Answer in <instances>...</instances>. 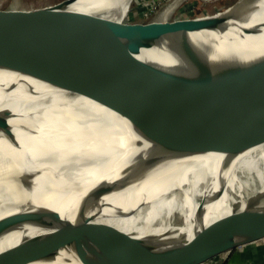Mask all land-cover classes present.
<instances>
[{
    "label": "bare ground",
    "instance_id": "1",
    "mask_svg": "<svg viewBox=\"0 0 264 264\" xmlns=\"http://www.w3.org/2000/svg\"><path fill=\"white\" fill-rule=\"evenodd\" d=\"M130 3L75 0L66 8L121 20ZM240 9L250 10L236 15L231 9L234 15L226 30L191 32L190 40L220 62L247 63L263 57L264 26L259 33L243 29L264 23V0H243ZM138 56L169 68L184 62L165 37L143 47ZM129 80L122 99L111 107L0 67V110L13 111L8 120L15 136L12 139L0 129V198L8 200L0 204V218L43 208L68 220L95 214L94 220L141 237L112 257L116 264H130L144 261L183 235L192 238L215 220L225 216L232 220L234 215L264 208L233 194L254 180L264 181V142L237 154L166 151L150 135L178 117L190 98L160 72L138 70ZM153 157L158 160L122 188L131 173ZM52 229L38 224L14 229L0 236V251ZM28 264L84 263L72 246H66L53 258Z\"/></svg>",
    "mask_w": 264,
    "mask_h": 264
},
{
    "label": "water",
    "instance_id": "2",
    "mask_svg": "<svg viewBox=\"0 0 264 264\" xmlns=\"http://www.w3.org/2000/svg\"><path fill=\"white\" fill-rule=\"evenodd\" d=\"M73 1L36 7L0 4V67L33 75L111 107L122 99L129 79L138 70L160 72L169 76L191 103L150 135L154 143L175 154H237L264 142V56L247 63H223L189 37L200 30H226L227 20L234 15L231 9L236 15L250 10L240 9L243 0L195 16L175 15L176 6L152 17L146 10H128L121 20L67 9ZM261 26L264 23L243 30L259 33ZM163 37L184 61L174 65L179 68L160 66L138 56L143 47H151ZM12 114L11 109L0 110V129L14 139L8 120ZM157 160L153 157L142 162L122 188ZM7 201L0 198V204ZM26 224L53 229L0 251V264L53 258L66 246H72L84 264L106 260L104 264H116L118 260L112 257L141 239L106 221L87 215L68 220L45 208L23 209L1 217L0 236ZM177 240L150 253L144 261L130 264H202L235 248L261 242L264 208L234 215L232 220L225 216L202 227L192 238L183 235Z\"/></svg>",
    "mask_w": 264,
    "mask_h": 264
},
{
    "label": "rangeland",
    "instance_id": "3",
    "mask_svg": "<svg viewBox=\"0 0 264 264\" xmlns=\"http://www.w3.org/2000/svg\"><path fill=\"white\" fill-rule=\"evenodd\" d=\"M59 0H0V4L4 6H23L36 7L46 4H52ZM234 0H131L129 11L146 10L150 17L160 13L168 7H175V15L195 16L214 11L217 7H223ZM154 13V14H153ZM185 13V14H182ZM264 181L254 180L251 186L243 192L237 191L234 194L238 200L245 199L250 205L264 207ZM245 196V197H244ZM90 212H96V208H90ZM89 217L95 218V214H89Z\"/></svg>",
    "mask_w": 264,
    "mask_h": 264
},
{
    "label": "crops",
    "instance_id": "4",
    "mask_svg": "<svg viewBox=\"0 0 264 264\" xmlns=\"http://www.w3.org/2000/svg\"><path fill=\"white\" fill-rule=\"evenodd\" d=\"M202 264H264V240L235 248Z\"/></svg>",
    "mask_w": 264,
    "mask_h": 264
}]
</instances>
